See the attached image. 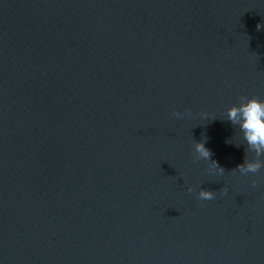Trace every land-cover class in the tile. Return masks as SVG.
Masks as SVG:
<instances>
[{
	"label": "water",
	"instance_id": "obj_1",
	"mask_svg": "<svg viewBox=\"0 0 264 264\" xmlns=\"http://www.w3.org/2000/svg\"><path fill=\"white\" fill-rule=\"evenodd\" d=\"M241 95L264 0H0V264H264Z\"/></svg>",
	"mask_w": 264,
	"mask_h": 264
},
{
	"label": "clouds",
	"instance_id": "obj_2",
	"mask_svg": "<svg viewBox=\"0 0 264 264\" xmlns=\"http://www.w3.org/2000/svg\"><path fill=\"white\" fill-rule=\"evenodd\" d=\"M261 28L260 24H257V29ZM172 117L177 120L183 119L186 116L191 117L193 115L191 109H185L183 112L174 110L171 113ZM200 115L206 116V113ZM227 121H229L234 127H238L241 134L243 143H234L236 147H240L242 144L245 147V156L243 163L238 164L230 172L236 174L237 172L244 177H248L250 174L255 177L264 169V100L257 98L256 96L241 95L238 97V103L233 104L227 109L226 112ZM205 140L195 142L194 144V159L210 161L208 171L211 174L223 175L225 170L218 162L212 160L211 151L205 146ZM226 143H233L232 138L226 141ZM264 179V178H261ZM260 181L258 179H252L251 185L256 188ZM188 193H193L195 189L191 186L187 188ZM220 193L227 195V187H223L219 190ZM217 192L200 188L196 194L197 200L211 201L216 199Z\"/></svg>",
	"mask_w": 264,
	"mask_h": 264
}]
</instances>
